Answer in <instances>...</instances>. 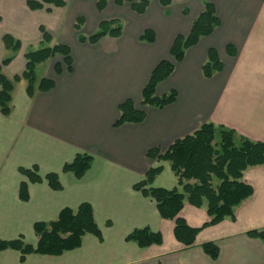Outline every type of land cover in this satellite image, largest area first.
<instances>
[{
  "label": "crops",
  "instance_id": "0c3cea01",
  "mask_svg": "<svg viewBox=\"0 0 264 264\" xmlns=\"http://www.w3.org/2000/svg\"><path fill=\"white\" fill-rule=\"evenodd\" d=\"M96 1L65 0L61 6L45 3L31 9L27 0H0V62L12 56L2 65L4 74H21L24 53L45 43L68 44L72 57L70 69L60 54L37 63L36 81L50 77L54 86L29 96L21 79L12 91L11 112H0V238L23 234L35 244V221L55 219L62 207L75 208L82 201L91 203L102 233L101 240L86 233L79 247L58 255L33 252L23 261L19 250L1 249L0 264H264V240L247 234L252 228L264 229V164L243 171L253 193L234 207L235 219L203 226L189 246L174 236V220L161 217L155 201L133 187L159 163L163 168L152 185L177 186L170 162L151 158L146 151L154 146L164 150L204 122L231 128L236 143L241 137L264 141V0H149L142 13L129 1L107 0L102 9ZM206 1L214 4L219 23L185 49L155 88L158 95L175 89V100L163 107L142 104V89L153 67L161 59H173L175 36L189 33ZM111 19L121 23L120 34H105L94 42L79 39ZM41 27L50 41L43 40ZM145 29L153 31L152 41L140 39ZM5 33L19 40V48H5ZM227 44L233 45L234 54L227 52ZM211 47L222 68L204 76L202 65ZM127 98L145 116L115 125L119 105ZM77 152L92 156L81 178L62 170ZM33 164L41 175L58 172L63 187L54 190L45 180L29 182V198L21 200L19 182L25 177L18 168ZM179 214L191 226L210 219L206 200L196 206L185 199ZM146 225L161 232V243L139 246L125 239L132 229ZM208 240L219 248L216 258L201 246Z\"/></svg>",
  "mask_w": 264,
  "mask_h": 264
},
{
  "label": "trees",
  "instance_id": "16d2710c",
  "mask_svg": "<svg viewBox=\"0 0 264 264\" xmlns=\"http://www.w3.org/2000/svg\"><path fill=\"white\" fill-rule=\"evenodd\" d=\"M117 4L129 1L133 10L142 13L149 0H114ZM170 0H162L167 4ZM61 6L65 0H27L31 9L41 8L44 4ZM107 0H97V8L102 9ZM50 8V7H47ZM82 18H77L75 27L80 28ZM219 23L215 6L211 1H206L204 9L193 19L189 33L177 34L171 44L170 54L172 60L161 59L153 67L151 74L142 89V104L163 107L175 100L177 92L171 89L163 94H156L155 88L159 81L166 78L174 69L175 62L183 58L185 49L195 44L203 35L213 31ZM121 23L116 19L103 20L98 28L86 37L79 34L80 40L88 39L96 41L105 34L118 35L121 32ZM44 41H50L49 33L41 27ZM140 39L152 41L154 33L151 29H145L140 34ZM5 48L16 50L20 46L18 39L5 33L2 37ZM228 53L236 51L232 44L226 45ZM63 56V61L70 69L72 57L70 47L66 43L56 42L52 45L42 44L24 53L25 67L21 74L12 77L2 71V65L8 63L11 54L5 56L0 62V112L8 115L12 109V91L15 83L21 79L26 82V92L33 96L36 90H47L54 86L53 78L42 76L36 81L35 66L55 55ZM55 70L60 71V64H54ZM222 68V62L215 48L208 49V58L202 65L204 76H211L214 71ZM120 114L114 124L123 122L141 121L145 116V110L135 106L131 98L125 99L119 105ZM218 133L217 138L216 134ZM146 154L158 161L168 160L170 167L177 177V186L165 188L154 186L152 182L155 176L162 170L163 165L151 166L145 172L144 177L135 182L133 187L144 195L151 197L157 206L159 214L163 218L174 220V236L184 245H191L199 230L206 225L215 224L225 217L235 219L234 207L241 201L251 196L253 186L243 179V171L251 165L264 164V141L251 140L241 137L236 143L233 138V130L223 126H215L211 121L202 123L191 133L176 138L164 150L159 147H150ZM92 156L86 152H77L73 159L64 162L63 171H69L76 178H81L89 168ZM19 172L25 177L20 180L18 196L21 200L29 198L28 183L46 181L54 190L61 189L62 183L56 171H49L41 175L38 166H20ZM214 177L218 180L214 183ZM178 186H181L179 188ZM193 205L200 206L206 200V210L210 219L200 226H191L179 214L184 200ZM33 229L37 235V242L32 244L24 240L23 234L11 239L0 238V250L14 248L19 250L20 261L25 260L29 253H41L58 255L65 250H70L81 245L82 237L86 233L95 234L102 239L101 230L95 220L93 207L90 202L82 201L75 208L62 207L55 219L45 221L37 220L33 223ZM247 234L264 240V229L252 228ZM126 240L135 241L139 246H147L162 242L160 231H154L149 226L136 227L126 236ZM202 248L209 256L216 258L219 248L215 242L208 240L202 243Z\"/></svg>",
  "mask_w": 264,
  "mask_h": 264
},
{
  "label": "rangeland",
  "instance_id": "374dc122",
  "mask_svg": "<svg viewBox=\"0 0 264 264\" xmlns=\"http://www.w3.org/2000/svg\"><path fill=\"white\" fill-rule=\"evenodd\" d=\"M47 60H48V59H47ZM45 65H46V64H44V66H39V69H38V71H37L38 74H40L41 72H44ZM35 75H36V73H35Z\"/></svg>",
  "mask_w": 264,
  "mask_h": 264
}]
</instances>
